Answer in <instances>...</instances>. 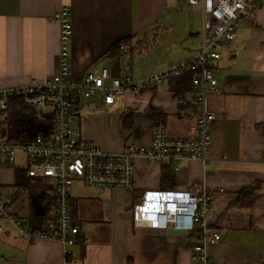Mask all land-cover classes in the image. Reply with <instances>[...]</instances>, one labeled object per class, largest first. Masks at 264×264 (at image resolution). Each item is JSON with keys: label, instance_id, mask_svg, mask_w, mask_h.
Segmentation results:
<instances>
[{"label": "crops", "instance_id": "0c3cea01", "mask_svg": "<svg viewBox=\"0 0 264 264\" xmlns=\"http://www.w3.org/2000/svg\"><path fill=\"white\" fill-rule=\"evenodd\" d=\"M63 5L71 12L74 77L101 66L110 78L139 80L200 49L201 9L187 0H0V89L57 72L56 15ZM126 39L131 50L116 51ZM213 74L217 85L204 104L214 116L208 163L180 161L170 190L211 195L207 226L220 234L207 250L213 264H264V0L239 22ZM183 78H170L138 97L125 93L107 108L99 97L80 102L72 134L109 154H120L129 142L147 146L159 126L171 139L187 137V109L177 104L191 89ZM25 165L18 156L13 165L0 166V179L6 193L25 189L12 212L39 229L52 204V187L28 180ZM162 166L137 159L130 191L73 183L72 216L89 242L82 245L83 235L76 237L69 264H193L191 235L132 227L134 200L145 190H162ZM3 226L0 264H62L59 244L28 241L7 221Z\"/></svg>", "mask_w": 264, "mask_h": 264}, {"label": "built area", "instance_id": "2783aa9c", "mask_svg": "<svg viewBox=\"0 0 264 264\" xmlns=\"http://www.w3.org/2000/svg\"><path fill=\"white\" fill-rule=\"evenodd\" d=\"M263 0H187L189 6L201 9L200 49L192 57L170 64L139 80L129 77L110 78L106 67H93L83 76L74 77L69 63L71 36L70 8L61 6L56 15L59 27L58 69L55 74L28 84L0 89V113H7L11 102L51 117L47 135L17 140L0 137V166H11L18 156L26 160L25 177L51 185L53 200L44 214L39 229L12 212L16 196L25 191L4 192L0 179V234L7 221L17 235L28 241H44L62 247V264H69L71 250L83 235L84 228L72 216L71 188L74 182L90 189H123L134 187L135 161L166 164L176 168L180 161L196 160L208 163L211 146L210 126L214 116L204 109L206 95L215 90L214 65L221 50L236 38V27L247 11ZM129 42L120 44V51H130ZM190 74V91L177 98V104L187 109L188 136L171 139L163 127L151 131L147 146L126 144L120 154H109L100 148L84 144L72 134L70 124L80 102L99 97L104 107L115 105L125 93L138 97L148 89L170 78ZM211 195L179 191L145 190L131 208L135 230H183L191 235L190 260L193 264H213L209 246L220 240L217 231L208 230ZM89 240L84 237L82 245Z\"/></svg>", "mask_w": 264, "mask_h": 264}, {"label": "trees", "instance_id": "16d2710c", "mask_svg": "<svg viewBox=\"0 0 264 264\" xmlns=\"http://www.w3.org/2000/svg\"><path fill=\"white\" fill-rule=\"evenodd\" d=\"M128 39L118 42L114 49L117 51L120 44L127 43ZM191 75L186 74L183 78V83L190 82ZM8 116L4 119H0V137H7L10 140H17L22 138L23 134H26V139H33L36 135H47L51 129V117L49 115L39 116L35 111L23 107L18 102H11ZM10 120L12 126L7 127L6 124ZM174 167L163 164L161 187L164 191H171L174 177ZM22 180V176L18 174V181ZM169 188V189H167ZM250 190H247L249 192Z\"/></svg>", "mask_w": 264, "mask_h": 264}, {"label": "water", "instance_id": "95a60500", "mask_svg": "<svg viewBox=\"0 0 264 264\" xmlns=\"http://www.w3.org/2000/svg\"><path fill=\"white\" fill-rule=\"evenodd\" d=\"M167 236H184L185 232L183 230L168 229L166 230Z\"/></svg>", "mask_w": 264, "mask_h": 264}, {"label": "rangeland", "instance_id": "374dc122", "mask_svg": "<svg viewBox=\"0 0 264 264\" xmlns=\"http://www.w3.org/2000/svg\"><path fill=\"white\" fill-rule=\"evenodd\" d=\"M191 85V84H190ZM79 106V105H78ZM8 116V114L7 113H0V119H4V118H6ZM9 121H10V124H9V122H7V124H6V126L7 127H11L12 126V124H11V122L13 123V120H10L9 119ZM6 139H8L7 137H6ZM84 143V142H83Z\"/></svg>", "mask_w": 264, "mask_h": 264}]
</instances>
